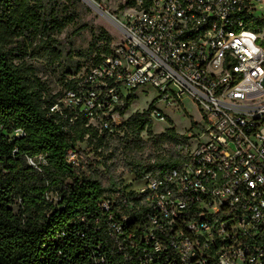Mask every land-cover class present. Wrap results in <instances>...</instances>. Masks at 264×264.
I'll return each instance as SVG.
<instances>
[{"label":"built area","instance_id":"2783aa9c","mask_svg":"<svg viewBox=\"0 0 264 264\" xmlns=\"http://www.w3.org/2000/svg\"><path fill=\"white\" fill-rule=\"evenodd\" d=\"M126 2L113 20L120 42L51 112L113 133L124 99L152 87L168 105L192 98L204 138L178 144V164L161 175L129 173L98 203L109 243L93 264H264V16L253 14L264 0ZM151 116L165 120L158 107Z\"/></svg>","mask_w":264,"mask_h":264},{"label":"trees","instance_id":"16d2710c","mask_svg":"<svg viewBox=\"0 0 264 264\" xmlns=\"http://www.w3.org/2000/svg\"><path fill=\"white\" fill-rule=\"evenodd\" d=\"M70 1L0 0V264H93L98 252L105 253L98 245L101 241L108 245L109 239L104 227L96 229L94 211L123 181L111 177L106 186L101 176L88 173L80 156L76 162L69 160V151L79 154L78 143L87 135L103 146L127 123L130 130L122 141L130 150L143 144H174L176 149L186 143L174 128L151 133L143 141L142 133L153 126L154 102L125 119L113 133L100 132L85 114L71 123V113L51 112L64 93H51L32 66L15 61L19 48L9 45L17 38L32 45L40 36L36 48L42 46L54 30L64 27L62 12ZM112 51L106 48L103 55H96L95 63ZM77 77L66 79L65 91L76 87ZM133 101V94L124 99L119 107L123 117ZM18 130L23 133L15 136ZM40 155L46 160L41 169L29 164L28 157ZM178 162L175 151L153 162L134 157L130 174L161 175Z\"/></svg>","mask_w":264,"mask_h":264},{"label":"rangeland","instance_id":"374dc122","mask_svg":"<svg viewBox=\"0 0 264 264\" xmlns=\"http://www.w3.org/2000/svg\"><path fill=\"white\" fill-rule=\"evenodd\" d=\"M47 0H45L46 4ZM62 16L65 17L62 30H54L52 38L42 42L39 38L32 44L18 41L10 46L18 47L15 61L32 66L36 74L48 85L51 93L65 91L66 79L79 76L95 63V57L104 53L106 48L114 49L122 36L114 23V19H124L128 9L126 0H72L66 4ZM253 14L264 16V4L258 3ZM109 38L111 41L109 42ZM148 92L143 88L138 90L131 107L126 112L124 119H128L136 112L146 111L154 102L155 108L165 113V120L153 118L152 128L142 133L143 141L149 136L174 128L177 133L186 137V143L191 145L197 136L195 123H203L202 112L197 103L190 97H184L179 104L168 105L163 101H156L158 91L150 87ZM155 100V101H154ZM130 126H122L120 132L103 146H100L95 137L86 136L85 141L78 143L79 156L87 164L88 173H95L102 177L104 185L110 183L111 177L120 181L132 180L129 175L134 169V157L145 162H153L161 155L175 151L174 144H165L161 147H153L151 144L134 145L131 150L123 144ZM193 133L195 136H191ZM21 135L20 130L14 133ZM39 159V158H38ZM41 160V159H39ZM142 181H137L131 188H137ZM56 199V198H55Z\"/></svg>","mask_w":264,"mask_h":264},{"label":"bare ground","instance_id":"6f19581e","mask_svg":"<svg viewBox=\"0 0 264 264\" xmlns=\"http://www.w3.org/2000/svg\"><path fill=\"white\" fill-rule=\"evenodd\" d=\"M157 120H162V119H157ZM201 136V138H204V136L203 135H200Z\"/></svg>","mask_w":264,"mask_h":264}]
</instances>
